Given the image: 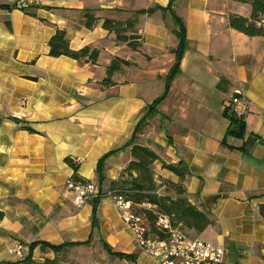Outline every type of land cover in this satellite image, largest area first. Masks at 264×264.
Here are the masks:
<instances>
[{
  "label": "crops",
  "instance_id": "crops-1",
  "mask_svg": "<svg viewBox=\"0 0 264 264\" xmlns=\"http://www.w3.org/2000/svg\"><path fill=\"white\" fill-rule=\"evenodd\" d=\"M170 2L44 0L23 13L0 0V264L22 260L36 242L76 244L59 255L61 264H157L136 247L109 197L97 201L92 226L93 205L77 208L65 192L74 174L110 191L129 148L106 159L102 184L98 161L121 148L144 118L140 145L167 164L181 163L191 202L214 220L195 239L220 245L223 264H264V35L229 27L231 15L250 17L247 3L175 0L167 9ZM90 13L97 19L88 28ZM173 15L187 45L168 80L178 46ZM106 20L117 27L106 29ZM57 31L73 51L97 50V62L49 56ZM113 60L111 84L102 86ZM236 92L246 104L243 139L226 138L229 122L221 115L233 110ZM153 122L157 129L144 136ZM72 158L83 159L76 173L66 162ZM17 242L21 256L13 253ZM32 257L56 255L38 245Z\"/></svg>",
  "mask_w": 264,
  "mask_h": 264
},
{
  "label": "trees",
  "instance_id": "trees-1",
  "mask_svg": "<svg viewBox=\"0 0 264 264\" xmlns=\"http://www.w3.org/2000/svg\"><path fill=\"white\" fill-rule=\"evenodd\" d=\"M173 1L175 0H172V2ZM236 1L249 4L252 8L251 15L249 18L237 15L229 16V27L249 37L264 35V27L257 25L259 20L264 18V0ZM172 2H170L167 9L171 7ZM139 13L142 12L140 11ZM173 18L178 26V29L175 31V35L178 38V46L175 50V64L170 70L168 80H171L177 73L180 60L187 45L184 24L175 15H173ZM96 19L97 18L91 13L86 14V20L84 23L85 26L91 28ZM103 26L108 30L117 27L113 26L112 28V22L107 20L104 22ZM118 40H120L119 36ZM48 46L49 56L55 58L65 56L78 62L94 64L97 62L99 56V52L97 50L89 47L82 48L78 51L71 50L64 31H57L49 40ZM117 62L118 60H113L107 68V78L100 83L102 86H109L111 84L110 77L116 68ZM168 86L169 85L166 84L163 95L152 104L150 108L151 111H153L155 105L163 99ZM231 108V106L225 107L221 114L222 117L229 122L226 138L233 137L236 139H243L246 135V124L244 118L242 115L237 116ZM145 120L146 118L142 119L136 125L132 137L121 148L114 152L107 153L99 159L96 168L99 184H102L104 180L102 172L106 159L118 151L129 148L130 161L121 171L118 179L111 182L110 191L122 196L125 200L132 203V211L143 218L150 237L165 240L170 236V230L158 225L160 219L167 220L171 230H177L185 236L187 234H185L184 231L192 232L193 234L200 236L209 227L214 225V220L211 218L210 214L204 209L193 204L189 194L180 186L176 187V198L158 194L159 186L153 179L151 165L156 161H160V158L150 148L136 142ZM222 143L226 145L225 139ZM66 162L76 173L78 167L71 162V159H66ZM161 166L163 169L178 177L180 181H184L186 175L188 174V171L182 167L181 163L167 164L161 161ZM73 178L74 180H82L75 174L73 175ZM98 187L100 191H102L101 187ZM98 200L99 199H95L91 202L93 205L92 226H95L97 213L96 205ZM145 206H151V208H146ZM259 214L262 220H264V205L259 206ZM193 239H195V237ZM38 245H40L43 250L50 249L53 253H55L56 257L54 259L45 258L41 261L33 259L32 250ZM75 245L76 244L71 243L52 245L44 242H36L30 245V253L26 257L13 264H61L62 260L59 255L65 251L66 248L73 247ZM106 249L112 253L110 248L107 246ZM116 256L121 259H132L129 255L116 254Z\"/></svg>",
  "mask_w": 264,
  "mask_h": 264
},
{
  "label": "built area",
  "instance_id": "built-area-1",
  "mask_svg": "<svg viewBox=\"0 0 264 264\" xmlns=\"http://www.w3.org/2000/svg\"><path fill=\"white\" fill-rule=\"evenodd\" d=\"M44 0H7L9 10H17L28 13L42 6ZM264 27V18L257 23ZM236 94L231 99L233 112L239 116L246 110L245 102ZM11 118H17L16 114L10 113ZM75 166L83 163L82 158H72ZM65 192L72 195V203L80 208L87 203L102 196L109 197L120 213L122 221L128 227L134 244L137 248L147 253L157 264H223L224 249L215 243L201 239H192L177 230H171L165 219H160L158 225L170 230V236L165 240L152 238L148 235L146 225L141 216L132 211V203L122 196L108 191L102 193L99 187L91 182L74 180L69 177L65 183ZM23 245L20 242L14 244L13 253L21 256Z\"/></svg>",
  "mask_w": 264,
  "mask_h": 264
},
{
  "label": "rangeland",
  "instance_id": "rangeland-1",
  "mask_svg": "<svg viewBox=\"0 0 264 264\" xmlns=\"http://www.w3.org/2000/svg\"><path fill=\"white\" fill-rule=\"evenodd\" d=\"M156 129H157V122H153V124L146 130L144 136L151 135ZM144 141H145L144 137H138L136 140L138 144H143ZM161 161H162V158H160V161H156L151 165V170L153 172V179L155 183L159 186L158 194L176 198V195H177L176 187L177 186H180L181 188H183V190L186 191L184 181H180L179 178L176 177L174 174L172 173L169 174L170 172L168 173L167 170L163 169L161 166ZM145 207L151 208V206H145ZM184 233L187 234L186 235L187 237L192 238V239L194 237H200L198 235L193 234L192 232L184 231Z\"/></svg>",
  "mask_w": 264,
  "mask_h": 264
}]
</instances>
